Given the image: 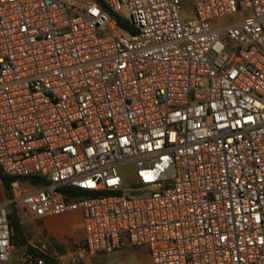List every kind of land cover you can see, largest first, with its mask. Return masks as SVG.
Returning <instances> with one entry per match:
<instances>
[{
  "label": "built area",
  "instance_id": "1",
  "mask_svg": "<svg viewBox=\"0 0 264 264\" xmlns=\"http://www.w3.org/2000/svg\"><path fill=\"white\" fill-rule=\"evenodd\" d=\"M193 8L0 0V171L44 182L0 204V264H55L14 243L13 211L80 213L73 264H264V0Z\"/></svg>",
  "mask_w": 264,
  "mask_h": 264
},
{
  "label": "rangeland",
  "instance_id": "2",
  "mask_svg": "<svg viewBox=\"0 0 264 264\" xmlns=\"http://www.w3.org/2000/svg\"><path fill=\"white\" fill-rule=\"evenodd\" d=\"M183 19L195 17L193 8L194 0H182ZM124 14L127 16L128 12ZM24 185L30 190L40 188L42 185H34L30 181H24ZM8 198L6 189L0 180V203ZM23 229L30 245H34L41 251L50 255L57 263L73 264L75 253L81 241L85 237L83 221L80 213L56 218V219H24ZM82 264H152L149 252L146 249L131 248L110 254H104L96 260L86 261Z\"/></svg>",
  "mask_w": 264,
  "mask_h": 264
},
{
  "label": "trees",
  "instance_id": "3",
  "mask_svg": "<svg viewBox=\"0 0 264 264\" xmlns=\"http://www.w3.org/2000/svg\"><path fill=\"white\" fill-rule=\"evenodd\" d=\"M101 1V0H98ZM117 22V24L121 27H123L124 29L127 30H131L129 21L123 18H119V17H115L114 18ZM0 179L6 189L7 195L8 197H10V192H11V188H12V184L18 180L21 181H30L32 184L34 185H42L44 184L43 181L38 180V179H22V178H16V177H7L4 176L1 171H0ZM11 223H12V227L14 230V235H13V240L14 243L18 246H28L29 248L33 249V247H31L28 243V239L25 235L24 229H23V224L20 221L19 216L13 211L12 215H11ZM40 254H43L42 252H40L39 250H37ZM46 257H48L51 261H53L55 264H57V262L50 256V255H45Z\"/></svg>",
  "mask_w": 264,
  "mask_h": 264
},
{
  "label": "crops",
  "instance_id": "4",
  "mask_svg": "<svg viewBox=\"0 0 264 264\" xmlns=\"http://www.w3.org/2000/svg\"><path fill=\"white\" fill-rule=\"evenodd\" d=\"M1 180V179H0ZM3 203V202H2ZM1 204V203H0ZM94 260H96V258H93V259H88V260H86V261H89V262H92V261H94ZM85 261V262H86Z\"/></svg>",
  "mask_w": 264,
  "mask_h": 264
}]
</instances>
